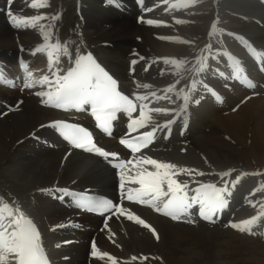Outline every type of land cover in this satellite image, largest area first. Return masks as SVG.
I'll return each mask as SVG.
<instances>
[{
	"label": "bare ground",
	"instance_id": "6f19581e",
	"mask_svg": "<svg viewBox=\"0 0 264 264\" xmlns=\"http://www.w3.org/2000/svg\"><path fill=\"white\" fill-rule=\"evenodd\" d=\"M46 2V7L34 9L29 7L30 0H0V64L23 62L43 68V75L49 73L46 56L31 54L42 43L38 28H13L6 21L7 10L18 16L44 14L48 18L39 23L53 25V42L67 40L75 48L91 53L117 77L128 95L137 84L149 83L153 89L162 90L173 82L170 66L157 58H191L215 40L214 50L210 45L215 59L209 57V66L201 77L221 99L217 101L198 85L192 94L198 102L190 101L171 129L157 133L153 143L139 154L194 168L205 173L196 180L217 186L221 178L214 173L235 169L240 177L227 206L211 222L196 213L191 216L193 223H188L187 217L172 220L146 205L121 201L116 170L99 158L71 150L48 126L56 119L79 120L86 119L85 115L42 105L34 93L45 90V85L35 84L36 89L28 90L0 86V195L9 203L14 199L37 225L50 264H110L106 257L90 255L93 242L99 251L116 258L118 264H264V217L253 226L255 234L229 226V221L255 215L264 203V188L249 194L242 192L254 188L253 176L238 164L240 152L264 161V57L252 55L238 39L242 37L257 53H264V0H193L183 7H169L178 0ZM57 12L58 20L51 21ZM220 17L224 20L219 21ZM148 19L162 23L150 25L144 22ZM213 21L218 31L209 38ZM225 51L239 60L252 87L233 78ZM132 60L137 62L132 64ZM67 62L61 57V66ZM4 72L8 76L12 73ZM186 84L187 80L180 86ZM169 96L176 99L174 94ZM151 106L176 105L161 100ZM167 118H171L170 114ZM165 131L169 133L167 139ZM116 137L99 136L98 140L116 148ZM121 153L126 156L124 151ZM178 179L190 177L181 175ZM59 188L108 194L144 219L157 235L119 215L110 216L105 226L103 217L88 215L74 207L68 197L62 199V193L55 191ZM133 256L137 259L132 260Z\"/></svg>",
	"mask_w": 264,
	"mask_h": 264
},
{
	"label": "snow or ice",
	"instance_id": "6c2138e0",
	"mask_svg": "<svg viewBox=\"0 0 264 264\" xmlns=\"http://www.w3.org/2000/svg\"><path fill=\"white\" fill-rule=\"evenodd\" d=\"M139 2L140 0H138ZM192 2L193 0H178L176 4L169 5V7H183ZM46 6V0H30L29 4V7L34 9ZM144 10L148 11V9ZM5 16L7 23L13 28L27 26L28 28L36 27L39 30L42 43L36 45L31 50V54L40 53L46 56L49 73L34 79L31 72L25 71L22 86L45 85V90L34 93L40 97L42 105L64 111L70 109H75L78 112L87 111L95 121L96 128L108 134L111 133L113 122L117 120L118 114L126 117L127 133L119 139V144L132 154L127 160L120 158L116 152H108L98 146L94 142L93 134L79 123L56 119L48 125L55 129L72 148L94 153L105 159L111 158L109 162L116 170L121 201L127 200L146 205L172 220L187 217L188 223L194 222L191 218L192 213H196L202 220L211 222L213 217L227 206L232 188L240 179L239 176L231 181L226 179L232 171L231 169L214 173L221 178L220 186H217V183L196 180V177H203L205 173L194 168L178 166L172 162L139 154L142 149H147L156 138L157 133L164 129H171L177 118L184 114L190 101L198 102L192 95L198 85L202 86L205 92L213 95L217 101L221 99L207 83L203 82L201 77V73L209 66V57L215 59V54L211 51L209 44H205L191 58H157L158 61L162 60L164 65L170 66L169 73L173 82L162 90L153 89L149 83L137 84L130 97L118 88L117 81L94 59L91 53L75 48L67 40L63 43L58 40L53 42L51 39L53 25L49 24L45 27L39 23L48 18L44 14L18 16L11 10H7ZM59 16L60 13L57 12L50 19L55 22ZM144 22L150 25L162 23L152 19ZM217 31L216 22L213 21L207 34L208 37H214ZM166 39L178 40L179 38L167 37ZM238 39L252 55L264 57V53H257L242 37H238ZM182 42L190 43L189 41ZM224 55L227 56L230 66L233 68V78L240 79L243 70L240 68L239 60L226 51ZM61 57L67 58L66 65L61 66ZM136 62V60L131 61L132 64ZM21 68L26 69L23 62H21ZM163 74L164 69H161V75ZM221 75L223 74L221 73ZM244 79L246 80L247 77ZM185 80H187V84L180 86ZM252 86L248 81L247 87ZM141 88L145 91L141 92ZM169 94H174L176 99H171ZM244 99L246 100L248 97ZM161 100L176 106H151ZM169 114L170 119L167 118ZM142 129L146 130L141 131ZM132 133H136V135H131ZM168 134L167 131L163 132L165 139L168 138ZM181 175L189 176L190 179L182 181L178 179ZM193 183L195 186L191 187L190 185ZM131 184L138 185V187H126ZM259 187L264 188V185ZM256 190L253 189V192ZM55 191L63 193L62 199L70 198L71 203L78 209L103 215L105 226L110 216L119 215L147 228L153 236L157 235L144 219L128 208L122 207L120 202L94 196L87 191H73L68 188H59ZM247 202L253 203L252 201ZM259 207L260 210L255 215L236 222L229 221V226L240 232L247 231L250 234H255L253 226L261 217H264V203ZM90 255L101 259L106 257L110 264H118L116 258L106 252L99 251L95 242L91 245ZM131 259L136 260L137 257L133 256ZM140 259H146V257H140ZM0 264H50L42 246L41 234L37 225L21 210L14 199L9 203L3 195H0Z\"/></svg>",
	"mask_w": 264,
	"mask_h": 264
},
{
	"label": "rangeland",
	"instance_id": "374dc122",
	"mask_svg": "<svg viewBox=\"0 0 264 264\" xmlns=\"http://www.w3.org/2000/svg\"><path fill=\"white\" fill-rule=\"evenodd\" d=\"M224 18L223 17H220L219 18V21H223ZM211 49L214 50L216 48V42L215 40H212L211 42ZM2 69L3 70H10V71H15L16 68H17V65L15 63H11V62H2ZM28 72H31L32 73V76L34 79H38L39 76L43 75V68H38L37 67H29ZM25 75V73H24ZM24 81V80H23ZM24 83V82H23ZM23 85V84H22ZM20 86V90H28V89H36V85L33 84L32 87H23V86ZM238 164L244 168V169H248V173L250 174L251 173V176H253V179L251 180V182H253V187H251L252 191L250 188H247V189H243L241 188L242 192L245 194H249V193H252L253 192V189H257L259 187V185L261 184H257V183H254V181H258V182H261V183H264V161H257L255 160L250 154L248 153H245V152H240L238 153ZM254 174V175H252ZM238 176V171L233 169L230 173H229V176L228 178H230L232 180V178L236 179V177ZM255 179V180H254ZM229 180V179H228ZM241 186H239L240 188ZM250 189V190H249ZM62 196V195H61Z\"/></svg>",
	"mask_w": 264,
	"mask_h": 264
}]
</instances>
